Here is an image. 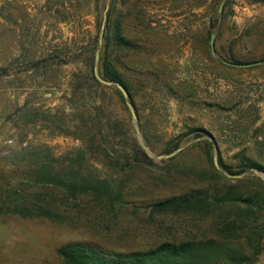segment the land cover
<instances>
[{
  "label": "rangeland",
  "instance_id": "1",
  "mask_svg": "<svg viewBox=\"0 0 264 264\" xmlns=\"http://www.w3.org/2000/svg\"><path fill=\"white\" fill-rule=\"evenodd\" d=\"M103 61L130 94L143 147L119 90L91 80ZM0 123V160L47 147L125 200L107 213L77 196L55 222L0 216V264H62L56 251L69 243L124 254L212 237L208 221L153 206L234 183L217 178L209 140L188 145L206 135L195 131L213 136L232 173L245 159L264 166V0H0ZM133 142L154 157L183 149L161 161L146 153L153 166L142 167Z\"/></svg>",
  "mask_w": 264,
  "mask_h": 264
},
{
  "label": "trees",
  "instance_id": "2",
  "mask_svg": "<svg viewBox=\"0 0 264 264\" xmlns=\"http://www.w3.org/2000/svg\"><path fill=\"white\" fill-rule=\"evenodd\" d=\"M90 75L94 84L100 85L93 75V63ZM101 78L120 82L106 61L102 62ZM116 92L123 100L122 94ZM130 102L133 105L131 97ZM195 133L196 137L202 136L201 133L207 135L205 131ZM133 145V162L137 166H153L147 154L136 143ZM46 148L29 147L1 159L3 167L10 165L14 170L10 178L0 170V216L61 221L60 205L68 206L77 196L89 198L107 213L122 206L125 200L120 188L96 176L81 175L77 162L57 159ZM218 163L230 175L264 173V166L249 159L242 162L237 173L229 171L219 157ZM216 176L227 181L225 176ZM56 190L65 194L61 202ZM153 207L159 213L187 217L193 222L208 221L213 236L190 234L180 242L164 241L146 250L124 254L105 252L91 244L69 243L57 249V257L62 264H256L264 256V181L259 177L237 179L233 184L221 183L213 192L208 187L193 190Z\"/></svg>",
  "mask_w": 264,
  "mask_h": 264
},
{
  "label": "water",
  "instance_id": "3",
  "mask_svg": "<svg viewBox=\"0 0 264 264\" xmlns=\"http://www.w3.org/2000/svg\"><path fill=\"white\" fill-rule=\"evenodd\" d=\"M108 8L109 7L107 5L106 11L104 13V21H103V24H102V27H101V32L102 33H103L104 27H105L106 12H107ZM210 46H211L212 54L215 55L214 49H213V37L211 38ZM223 64H225L227 66L235 67V68H250V67H253V66L261 64V62L249 63V64H240V63H233L232 64V63L223 62ZM94 77L100 84H102L104 86H107V87H116L120 91V93L122 94V96H123L128 108H129V110L131 112V116H132L133 121H134V127H135V130L137 132V137H138V140H139V144H140L141 147H143V142L141 140V135L139 134V131H138L137 117H136L134 108H133V106L130 103V97H129V94H128L127 90L125 89V87L123 85L117 83V82H109V81L103 80L98 75L97 67L94 68ZM199 140H209L213 144L214 152H215L214 153V166L222 175H224L228 179L237 180V179H242V178H245V177L256 176V177H259L260 179L264 180V174L258 173L257 171L246 172V173H243L241 175H230V174H228L225 170H223L219 166V163H218V160H217L218 148H217V144H216L215 139L213 138V136L207 134V135H205V136H203V137H201V138H199V139H197L195 141H192V142L188 143V145L191 144V143H194L196 141H199ZM182 149L183 148H179L175 153H172L170 155L158 156V157H154L147 150H146V153L153 160L161 161V160H167V159L173 157L175 154L179 153Z\"/></svg>",
  "mask_w": 264,
  "mask_h": 264
},
{
  "label": "built area",
  "instance_id": "4",
  "mask_svg": "<svg viewBox=\"0 0 264 264\" xmlns=\"http://www.w3.org/2000/svg\"><path fill=\"white\" fill-rule=\"evenodd\" d=\"M1 124V123H0Z\"/></svg>",
  "mask_w": 264,
  "mask_h": 264
}]
</instances>
